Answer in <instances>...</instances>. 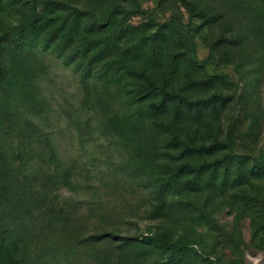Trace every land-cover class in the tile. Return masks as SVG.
<instances>
[{
    "label": "rangeland",
    "instance_id": "obj_1",
    "mask_svg": "<svg viewBox=\"0 0 264 264\" xmlns=\"http://www.w3.org/2000/svg\"><path fill=\"white\" fill-rule=\"evenodd\" d=\"M189 1L200 15L205 8L221 17L207 25L176 0L128 1L124 16L127 24L145 28V35L168 30L174 52L198 63L193 75L207 81L189 93L216 95L222 106L178 123V131L186 141L225 142L208 158L245 157L240 175L235 164L228 176L220 168L213 183L204 179L190 194L183 179L174 180L173 193L159 197L155 177L174 173L185 157L181 150L162 149L152 163L151 151L126 150L98 126L93 94L85 99L74 66L47 55L38 102L19 105L21 123L0 109V139L15 160L0 165V183L10 192L8 202L0 198V231L16 227L20 264H172L168 252L147 242L159 233L186 241L175 264H264V172H249L264 156V0ZM234 36L243 42L227 40ZM182 69L179 85L186 79ZM29 121L50 136L63 163L82 170L74 190L48 181L52 164L40 153V141L33 147L21 142L33 129ZM15 123L22 136L14 132ZM28 150L35 153L30 164ZM12 173L17 180L11 184Z\"/></svg>",
    "mask_w": 264,
    "mask_h": 264
},
{
    "label": "trees",
    "instance_id": "obj_2",
    "mask_svg": "<svg viewBox=\"0 0 264 264\" xmlns=\"http://www.w3.org/2000/svg\"><path fill=\"white\" fill-rule=\"evenodd\" d=\"M135 0H0V109L18 117L19 105L38 102L39 81L44 73V58L53 55L66 64L74 66L85 99L93 94V110L98 112L99 127L118 140L126 150L133 153L151 151L153 158L162 150L171 153L180 149L184 160L168 178L157 175L156 193L159 197L173 193L183 179L182 188L187 194L198 191L204 179L213 183L219 177L220 168L228 176L235 164L237 174L243 170L246 160L233 153L208 158L224 145L215 140L209 144L186 141L179 133L178 123L198 120L207 112H216L220 103L216 95L192 97L189 90L202 86L205 80L194 77L198 68L195 60L174 52L176 41L172 33L159 27L154 33H146L140 26L127 24L124 16L126 5ZM137 1V0H136ZM187 9L196 12L205 24H212L221 15L218 12L198 13L196 5L189 0H176ZM245 4V0H226ZM233 44L242 38L227 39ZM186 79L179 85L176 79L186 72ZM92 101V100H91ZM33 129L26 130L21 139L28 146L42 143L41 154L52 164L48 181L70 190L76 186L74 164H65L58 157L54 144L47 133L41 132L32 122ZM15 123L14 132L23 133ZM37 131V132H36ZM33 134L35 135L33 137ZM0 139V165L15 162L5 151ZM27 164L35 153L27 152ZM201 158L192 161V158ZM174 169V168H173ZM264 172V156L249 168V172ZM11 184L14 174L10 175ZM227 178V177H225ZM0 198L9 189L0 183ZM20 189L13 192L22 198ZM13 201L9 202L14 207ZM18 205L19 203H14ZM16 227L5 226L0 231V264H20ZM95 234L92 237H100ZM147 242H153L171 255L172 264L177 263L186 247L184 239H171L159 233Z\"/></svg>",
    "mask_w": 264,
    "mask_h": 264
}]
</instances>
